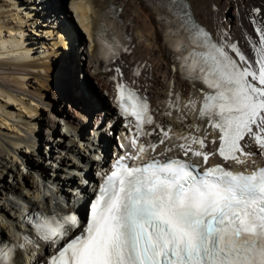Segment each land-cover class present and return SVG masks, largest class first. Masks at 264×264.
Listing matches in <instances>:
<instances>
[{
	"label": "snow or ice",
	"instance_id": "1",
	"mask_svg": "<svg viewBox=\"0 0 264 264\" xmlns=\"http://www.w3.org/2000/svg\"><path fill=\"white\" fill-rule=\"evenodd\" d=\"M161 6L186 34L175 44L180 63L174 70L204 86L199 98L184 105L201 122L194 127L203 135L178 136L177 143L165 149H176L187 159L149 156L171 139V129L157 124L145 132V125L155 124L147 97L118 82L120 114L134 118L140 136H151L157 128L162 136L148 144L133 138L136 154L117 158L105 174L86 223L74 212L26 214L32 230L53 249L46 264H264V166L251 172L207 166L216 155L237 164L251 159L255 165L257 153L245 150L253 145L264 159V24L252 21L258 39L247 38L254 53L249 59L226 34L216 40L197 24L184 0H161ZM95 39L101 54H117L115 36L109 39L98 28ZM180 99L176 93L171 102L179 108ZM208 128L217 134L210 143L218 147L211 152L205 151ZM130 160L142 163L130 166ZM24 239L31 243L29 237ZM24 247L0 239V264H15L17 250Z\"/></svg>",
	"mask_w": 264,
	"mask_h": 264
},
{
	"label": "bare ground",
	"instance_id": "2",
	"mask_svg": "<svg viewBox=\"0 0 264 264\" xmlns=\"http://www.w3.org/2000/svg\"><path fill=\"white\" fill-rule=\"evenodd\" d=\"M40 1L0 0V166L12 177L11 181L5 180L8 176L0 179V233L16 239L22 236L31 239L27 247L17 250L15 264H41L53 249L34 231L25 230L20 219L22 211L8 209L11 205L8 193H15L16 197L32 207L46 210L48 214L74 212L83 216L93 174L89 178L84 175L89 180L87 186L81 173L78 177L67 169L79 171L75 164L79 163L78 159L90 162L93 156L99 158L95 152L89 155L87 151L92 138L90 134L86 137L81 127L76 125V117L80 120L82 115L71 105L67 110L54 105L51 89L60 95L64 88L61 90L62 84L56 81L50 83L53 68L59 69L67 88L77 98L89 101L85 95H90L95 106L93 111L102 112L92 123L99 133L100 142L110 138L107 134L112 129L135 126L134 121L123 123L117 109H108L109 114L104 111L107 100L111 106L117 105L118 82L130 85L139 91L141 97H147L155 124L145 125V132H152L157 124L166 131L171 129V139L160 144L155 153H165L167 147L177 143L178 136L189 133L203 135L194 127L201 122L184 105L190 98H199L200 89L204 86L199 81L185 79L178 70H174L173 66L180 63L176 59L180 53L175 50V44L183 39V35L172 15H168L165 23L160 21L164 13L161 0H108L114 5V14L119 19L114 25L117 36L125 43L112 58L107 57L110 53L107 50L100 53L101 46L95 39L104 18V0H64L65 8L60 1L59 5L49 4V9L54 11L50 14L58 12L61 23L37 34L38 9L42 4L36 2ZM188 1L197 21L208 28L215 39L219 40L226 34L225 38L238 44L245 56L254 58L247 38L258 39L257 25L252 21L255 19L258 24H264V0ZM254 9H260V12H254ZM51 15L45 22H49ZM101 58L108 59L96 72L95 65H99ZM80 59L85 60V66L81 65ZM134 71L140 74L136 76ZM93 88L96 89L93 91ZM170 91L173 93L171 98ZM176 93L181 98L179 108L171 102ZM101 119L116 124L105 128ZM62 121L66 124L62 125ZM72 129L82 135L85 145L82 148L72 139ZM207 131L206 150H211L218 145L210 143L217 134L210 128ZM158 134L162 136L159 128L151 136L123 133L117 141L121 147H127L134 137H138V144L158 143ZM45 144L48 149L43 151ZM29 150L30 154L26 152ZM245 150L256 152L254 158L260 159L254 145ZM170 153L183 156L176 149ZM212 162L209 158L208 163ZM52 164L53 170L49 166ZM97 177L101 179L102 175L97 174ZM69 187L75 194L68 192ZM22 208H27V205Z\"/></svg>",
	"mask_w": 264,
	"mask_h": 264
},
{
	"label": "rangeland",
	"instance_id": "3",
	"mask_svg": "<svg viewBox=\"0 0 264 264\" xmlns=\"http://www.w3.org/2000/svg\"><path fill=\"white\" fill-rule=\"evenodd\" d=\"M54 1L52 2L51 0H41L40 2H36L37 4H40V5L42 4L41 8L38 9L39 15H38L37 20H38V23L39 24H36V33L37 34H40L42 32H46L47 29H48V27L54 28L55 26L58 27L60 25V23H61V21H60L61 20L60 14L58 12H55L53 15H51L50 14V11L52 13L53 10L52 9H49L48 5L51 4V3H54V5L55 4L59 5V3L61 2V6L65 8V3H64V0H54ZM25 2L26 3H32V2L35 3L34 0H25ZM49 15H51L50 16V19H49V22H45L48 19V16ZM37 37H40V36L37 35ZM80 62H81V65L82 66H85V60L84 59H80ZM83 73L84 72H82L81 74H83ZM83 76H84V74H83ZM90 79L92 81L91 76H90ZM52 80L53 81H56L57 83L62 84L63 87L62 88L60 87L61 90L64 88V92L61 93L60 95H58V94L56 95L53 92V90L51 89V94L53 96L52 101H53L54 105L57 106V107H59V108L61 107V108L65 109V110H67V106L68 105H71L72 107H74V109H76L75 111L77 113H79V115L80 114L82 115V118L80 120L78 119L79 117H76V122H77L76 125H78L79 127H81L80 129H82L84 135L86 137H88V135L91 134L90 132L93 129V127L88 128V129H85V128H87V126H89V124L91 126H93L92 121H94L96 117L101 116V113L102 112H100L99 110H97L96 112L93 111V108L95 106H94V103L91 101L92 99L89 97L90 95L87 96V94L85 93L86 94L85 97L86 98H89L90 99L89 101H85V99H79V98H77V96H75L73 94V91H71V90H69L67 88L66 82H65V78L61 74H59V69L53 68L52 72L50 73V83H51ZM96 88H93L92 90L94 91ZM106 106L104 107V111L105 112H108V114L110 113L109 110L114 111V109H115L114 105L111 106L110 103L108 102V100L106 102ZM91 111H93L94 113L91 112ZM45 145L46 146H44L43 151L48 149L47 148L48 145L47 144H45ZM49 166L53 170V164L52 165H49ZM10 179L12 180V177L10 178L9 175H8L7 178H5V180H7V181H11Z\"/></svg>",
	"mask_w": 264,
	"mask_h": 264
}]
</instances>
